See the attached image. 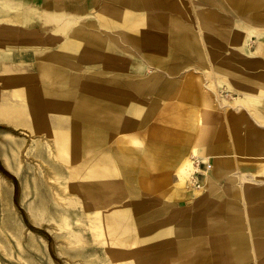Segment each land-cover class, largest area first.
Listing matches in <instances>:
<instances>
[{"label":"crops","instance_id":"obj_1","mask_svg":"<svg viewBox=\"0 0 264 264\" xmlns=\"http://www.w3.org/2000/svg\"><path fill=\"white\" fill-rule=\"evenodd\" d=\"M0 1L3 8H12L10 12L15 14L20 12L21 0ZM214 5L233 10L237 24L232 26L227 24L228 19L212 9ZM95 6H98L99 12L86 24L94 25L100 33L90 31L79 23L78 27L69 33L72 23L64 24L56 28L53 39L43 47L42 43L34 46L29 44L35 39L30 33L31 20L20 26L19 33L12 29L0 30V52L5 48H11L13 53H16L14 50H18L13 54V59L35 60L37 70L36 74H24L25 78L15 81L4 79L2 73L0 81L4 85L22 82L27 85L21 87L22 89L33 87L35 97L41 99L36 104L40 112L47 115L51 108L55 107L61 117L60 130L66 131L71 127L73 106L90 96L100 82H106L110 87L125 85L123 91L117 89L110 91V95L113 94L112 131L102 146L96 150L108 145L106 150L99 152L107 153L110 164L111 161L118 164L120 175L123 174L121 170L132 172L131 164L139 163L138 180L137 183L131 182V200L125 208L134 206L139 209V216L129 220L130 226L134 224L137 230L155 228V232L147 239H154L167 245V248H161L162 253L157 251L161 256L157 264H169L170 257L197 248L203 249L204 246L205 249L215 250L219 254L194 253L181 256L176 260L177 264H188L186 261L191 257H196L197 262H200L198 258L203 257L211 264H215L213 258L217 257L232 256L244 260L250 256H260V251L264 249L257 247L259 242H264V13H261L264 10V0H36L31 4L30 10L36 14L39 26L46 28L50 20L57 25L61 24L63 14L82 15ZM201 9L206 10L200 15L198 13L201 25H193L196 20H193V23L184 22L179 15L183 10L199 12ZM2 19H8L10 22L20 21L16 15L8 12L0 16V20ZM192 19L197 18L193 15ZM210 20H215L219 26L217 37H211L207 32L201 33L202 31L194 28L197 26L201 30L202 26L208 29ZM101 33L105 34V37L102 38ZM247 33L253 34L257 40L260 56H253L252 52L245 56L230 57H222L220 54L221 57L217 60L216 57L208 60L211 54L208 56L204 53L202 48L204 44H220L217 50L222 53V49L224 50L222 41L225 40L246 51ZM118 36L139 50L140 47H144L145 57L149 62L163 64L171 72L178 68L179 62L191 64L199 60L197 63L205 67L213 65L207 71L213 72L214 84L226 83L224 88L227 93L216 96L220 102L213 103L212 93L209 92L207 95L204 91L207 88L202 89L200 82L195 78L196 74H193L189 80L194 84L196 91L190 93L189 97L185 96L187 100L183 98L185 92L181 93L177 101L161 110V122L163 120L166 122L171 116L172 124L150 123L151 129L148 128L150 131L144 130L141 125L150 118L154 110L158 109L159 99L171 92L162 96L159 92L160 87L154 96H150L149 99H152L150 102L146 103L139 98V94L140 97L144 96L143 92L138 91L141 87L140 82L129 81L127 78L128 58L124 59V63H120L112 49L114 46L111 47L112 45L105 42L114 41ZM97 52L106 55L112 63L87 65L78 59L81 56L89 60L98 55ZM141 52L143 50H140ZM85 65L99 68L100 71H83L82 67ZM144 67L149 68L145 64L143 69ZM43 68H50L60 76L53 94L46 91L49 89V83L41 79ZM167 82L172 83L173 89L175 84L170 80L164 83ZM62 103L64 107L58 108V104ZM64 120L68 123L67 127L63 126ZM44 122L42 128L49 129L51 125L49 126L45 119ZM137 126H141L140 136L144 137L148 147L147 154L132 156L143 161L142 163L140 161L128 163L122 161L123 155L131 156L126 142L121 139L115 140L117 144L115 149L111 144L118 131ZM29 129L32 130L30 127ZM150 143L155 144L150 146ZM191 151L194 156L203 161L209 160L212 164L209 163L211 170L205 173V184L195 201L190 200L185 205L161 202L151 196H142L137 191L136 184L139 186L147 184L145 180L140 184L139 178L144 179L146 168H154L148 163L154 159L159 162L158 168H154L155 175L161 178L157 187L161 184H170L172 172H176L180 180L178 164L188 158ZM108 171L111 175L114 168L110 165ZM183 183L178 181L176 185ZM177 186L171 190L173 189L174 198L181 200L183 194ZM184 186L188 189L186 184ZM154 214L158 217L152 219ZM141 237L146 238L140 236V240ZM232 239L236 241H231ZM140 251L147 253L146 247L142 244ZM140 263L154 264L150 260Z\"/></svg>","mask_w":264,"mask_h":264},{"label":"rangeland","instance_id":"obj_2","mask_svg":"<svg viewBox=\"0 0 264 264\" xmlns=\"http://www.w3.org/2000/svg\"><path fill=\"white\" fill-rule=\"evenodd\" d=\"M35 1L36 0H21L20 12H16V14L9 11L12 10V8H3L2 2L0 1V16L8 12L9 14L16 15L17 19H20L19 22H10L8 19L0 20V30L12 29L14 32L19 33L20 26L31 20L30 33L35 37V39L29 43L31 45L33 44L32 46L39 43L46 46L51 39H53L54 33L57 30L56 28L64 24L70 25L72 23L69 33L73 32L72 30L78 27V23L80 26L90 31L93 30L96 33H100L98 32L99 29L94 27V25L90 26L86 24L90 21L91 17L99 12L98 6H95V8L82 15L63 14L61 24L57 25L54 21L50 20L46 28H41L37 22L38 18L36 14L34 11L30 10L31 4H34ZM212 9L219 15L227 18V24L230 26L236 24L233 10L224 9L217 5H214ZM204 12H206V10L201 9L199 15ZM261 13H264V10H262ZM179 15H181L180 17L183 18L184 22L191 21V23H193L194 19H192V17L195 15L197 18L195 19L196 24H202L197 10H183ZM215 22V20H210L208 29H204L202 26H200L201 30L197 26H194V28L197 31H202L201 33H203V31L207 32L211 37H217L218 35L216 32L220 30ZM5 36H7L6 33ZM100 36L103 38L105 34L101 33ZM114 37H116V35H114ZM246 38L249 43L245 44V48L247 47L246 51H243L239 46L225 40H221L222 46L224 47L222 53L217 50L220 44L214 45L206 43L202 48L206 55L209 56L211 54L208 60L214 59V57H216L215 60H217L218 57L221 56H245L246 54L249 55L250 52L253 53V56H260L257 48V40L254 35L248 34ZM105 42L110 46L112 45L111 47L114 46L112 49L116 52V57L120 63H124V59L128 58L129 67L127 69L129 70V76L127 78L129 81L140 82L141 87L138 91L143 92L142 95L144 96L147 95L146 97H140L141 94H139V98L143 99L144 102H150L152 100L149 99L150 96H154L167 80L175 84L168 96L159 99L158 109L154 110L150 118L141 125L144 127V130L150 131V123H163L165 120L161 122V110H165L167 106L177 101L181 93L185 92L189 95L196 91L193 87L194 84L189 80L193 74H196L195 78L197 82H200L199 84L203 87L202 89H204V87L207 88L204 89L205 93L207 95L209 92L212 93L213 103L218 104L220 101L217 97L227 93L224 88V84L226 83L218 82L214 84L215 77L213 72L207 71V69L211 68L213 65H206L205 67L203 64L197 63L200 62L199 60H195L193 61L194 63L191 64L179 62L178 68L171 72L168 71L163 64L149 62L147 57H145L144 47H140V50H143V52L140 53V50L135 47V45L129 44L127 41L124 42L119 36L114 41ZM14 51L17 53L18 50ZM97 53L98 55H94L89 60L81 56H79L78 59L84 61L87 65L112 63V60L106 55L99 52ZM13 58V50L11 48H5L3 52H0V76L4 71L3 68H5V72L8 71L10 74L29 75L37 73L35 60L28 59L18 61ZM203 61L204 60H202V63ZM144 64L149 68L144 67L143 69ZM82 70L100 71L99 68H92L86 65L82 67ZM180 79H184V81ZM25 86L27 85L22 82L4 85V83L0 81V104L4 106L7 104H15L16 107H26L27 104L24 100L13 97L14 90ZM223 103L226 104L225 102ZM40 113V116L44 117L46 123L48 122V125H51L49 129L45 130L42 128L45 124L42 118L40 122L36 121L40 129L34 131L30 130L24 123L15 125L7 120H0V264H122L121 262L125 264H142L136 260L133 261L136 253L141 249L140 241H133V239H130L132 236L136 237L133 233L137 232V226L131 224V226L126 229L125 225H128L127 223L130 221L124 220L120 214L125 209V205L131 200L130 190L132 184L124 181V173L120 175L118 164L116 165L111 161V164L106 165L108 161L107 153H101L99 151L106 150L108 145L96 150V152L85 154L76 161L62 160L57 155L60 144L53 136L54 133L65 131L60 130L59 127V120L61 117H59L55 107L51 108V112L47 115L44 114V112ZM186 115L187 114H185V116ZM26 120L28 121L29 118H26ZM167 120L164 123L172 124L173 118L171 116ZM63 123V126L67 127V121L64 120ZM141 126L118 131L111 147L115 149L117 147L115 140L121 139L126 142L129 148V155L134 157L146 156L148 147L146 146L144 137H142V139L140 136V131L142 130ZM149 127L150 129H148ZM152 144L155 143H150V146ZM192 158H194V155ZM123 163L122 164L125 165V162ZM197 163H200V168L192 173L191 178L194 177L195 181H192V179L189 180V185L188 176L190 174L184 178L186 182L183 179V185L178 184L177 186V173L172 172L171 183L161 184L157 187L158 181L161 178L156 177V170L154 168H146L143 178L147 184L142 186L136 184L137 191L142 196H151L161 202H171L173 204L180 203L181 205H185L186 202L190 200L195 201L196 197L202 192L203 185L205 184V173L209 171V169L206 168V164H211V162L208 160L206 162L199 161ZM110 165L114 168V173H111V175H109L108 171ZM127 165L130 166V164ZM131 168L133 171L130 177L132 178V182L134 181L137 183L140 165L139 163H133L131 164ZM73 169H75V171H73ZM53 171L59 174L61 177L59 180L55 181L53 179ZM73 173L78 177L74 176ZM110 181H112L116 189V196H124L120 199L117 198L116 201H113L114 203L112 202L105 206H100V203L97 201L95 202L87 197H83L76 191L69 192L66 187L70 185L76 188L78 182L100 186ZM185 184L188 186V189L185 188ZM175 186H177L183 194L181 200L174 198L173 189L171 190V188ZM163 188L165 190H163ZM7 190H9L10 197L9 209L4 205L1 198L2 192ZM178 193L179 191H177V194ZM44 205L46 208L44 213L45 218L43 220L36 219V208H41ZM84 206L90 207L89 212H84ZM63 209L67 210L70 221V225L64 228L59 226L60 221L58 220V214L61 213ZM110 212L112 214L114 213V217L113 221L108 224L105 219ZM157 217L158 215L154 214L151 218L154 219ZM96 220H99L97 222L101 221L100 223L102 225L100 226V223L98 224L95 222ZM5 223L9 224V228L5 226ZM100 232L101 234H99ZM97 233L99 234L98 236L96 235ZM100 235H102L101 238ZM70 241L73 243L69 244ZM104 246H107V249ZM205 248L206 246H204L203 249L197 248L185 251L170 257L168 262L169 264H177L176 260L180 259L181 256L193 255L194 253H218L215 250H207ZM220 253L225 254V252ZM260 253L261 255L258 257L250 256L244 260L232 256L213 259L215 264H264V249L261 250Z\"/></svg>","mask_w":264,"mask_h":264},{"label":"bare ground","instance_id":"obj_3","mask_svg":"<svg viewBox=\"0 0 264 264\" xmlns=\"http://www.w3.org/2000/svg\"><path fill=\"white\" fill-rule=\"evenodd\" d=\"M84 8H85V6H84ZM249 33H251V31ZM19 56H20V54H19ZM76 59H77V57H76ZM3 69H4L3 77L6 80L15 81V80H18L20 78L23 79L26 76L24 74H16V73L15 74H10V73H8V71L5 72V68H3ZM75 71H76V69H75ZM40 76H41L42 80L47 81L49 83V85H50L49 89H46V91L48 90L49 94H53V89H54V87L57 84L56 81H60L59 74H57L56 71H54V70H52L50 68H43L41 70V75ZM90 81H91V79H90ZM172 86L173 85H172L171 82L164 83L161 86V88L159 89L160 94L162 96H164L169 91L171 92ZM124 88H125V85H123V84L116 85L115 87L111 85V87H110L109 85L106 84V82H104V83L100 82L97 86H95V90L90 93V96L88 95L87 97L84 98L85 100L78 101V103H76L77 105L73 106V108L71 109L72 112H71V127L69 126L70 129L68 131L65 130L66 132L64 131V132H60V133H54V135H53L58 140V142L60 144V146L58 148L57 155L62 160H70V161L71 160H73V161L75 160L76 161L77 159H80L81 157H83L85 154L91 153L94 150L98 149V147L102 146L103 141L106 139L107 136H109L108 134L112 131L113 120H112V116H111V111H112V104H113V102H112L113 101V99H112L113 98L112 97L113 94L110 95V91H111V89H113V90L117 89L118 91H123ZM185 96L189 97V95H187L185 93L183 95L184 99H185ZM13 97L21 98L22 100H24V102H26L27 106L26 107H21V106L20 107H16L15 104H11V103H10L11 105L7 104L8 106L7 105L4 106V105L0 104V120H7L9 122H12L15 125H17V124L20 125V124L24 123L25 126L30 127L33 131L34 130H39L40 127L37 126L36 121L40 122L41 118H42V120L44 118L40 116V111L41 110L36 105V104H38L40 102L41 99L37 98L38 96L35 97V92H34L33 87L28 86V88H23V89L20 88V89L14 90L13 91ZM185 100H187V99H185ZM61 106L64 107L63 103L60 104V105L58 104L57 107L58 108L60 107V109H61ZM26 118H29V120L27 121ZM14 155H15V153H14ZM193 155L194 154L192 152L188 158H186L180 164H178L179 165L178 166V168H179L178 169V173L180 175L179 176L180 180L178 179L179 182L180 181L183 182V179L185 177H187L188 174H190L188 176V185H189V180L192 179V181H195L194 180L195 178L194 177L191 178V175H192V173L195 170L198 169L197 162H199V161L206 162V161H203L201 158H198L196 156H194L195 159L192 158ZM122 159H123L122 161H125V162H128V163H132V162H136V161H140L141 163L143 162V161H141V160H139L137 158H133L132 156H126V155H123ZM78 163H79V161H78ZM148 163L152 167L158 168L157 166L159 165V162L156 161L155 159L150 161V162H148ZM109 164H110V162L107 161L106 165H109ZM210 169H211V165H210L209 170ZM69 170H70V168H69ZM73 171H75V169H73ZM121 171L124 173V176H125L124 181L126 183H128V182L131 183L132 182V179H130L131 172L129 170H121ZM74 176H77V175L74 174ZM52 177H53V179L55 181H57V180H59L61 178L59 176V174H57L55 171H53V176ZM143 181H144V179L139 178L140 184H142ZM184 181L186 182L185 179H184ZM0 185H1V183H0ZM66 187L69 190V192L76 191V192L80 193V195L83 196V197H87V198H89V199H91V200H93L95 202L97 201L98 203H100V206H105V205L111 204L113 201H116L117 198L120 199V198H122L124 196V195L116 196V189L114 188V186L112 184V181H110L108 183H103V185H100V186H93V185H89V184H84V183L78 182L77 185H76V188L72 187L70 185L69 186L67 185ZM126 193H125V195H126ZM1 198H2V201H3L4 205L6 207H8V209H9L10 208L9 190L2 192ZM91 206H92V204H91ZM83 209H84V212L87 213V212H89L90 207L89 206H84ZM35 211L37 212V216L35 217L36 219L43 220L45 218V214H44L45 211H46L45 205L43 207H41V208H36ZM67 213H68L67 210L63 209L62 212L58 214V217H59L58 220L60 221L59 226L62 227V228L68 227L70 225V221H69ZM120 214H121V216L123 217L124 220H127V221H129L131 219L134 220L136 217L139 216V209H138V207L129 206L128 208H125L122 211V213H120ZM113 217H114V213L112 214L110 212L109 215L105 219L108 224H110L113 221ZM52 219H54V218H52ZM138 220H139V218H138ZM97 221H99V220H96L95 222H97ZM100 222H97V223L99 224ZM127 224L128 225H125L126 229L128 227H130V222L127 223ZM101 225L102 224L100 223V226ZM5 226H7V228H9V224L8 223H5ZM99 229H101V228H99ZM97 230H98V228H97ZM138 230H137V233H133V234L136 235V237L132 236V238H130V239H133V241H135V240L141 241L142 243L141 242L140 243L144 247H146L147 253H145L143 251L137 252L135 257L133 258V261L136 260L138 262H142V261H145V260H150L152 263L157 264L158 263V259L161 257L159 253L160 252L162 253L161 248H167V245L165 243L156 242L154 239H150V240L147 239L149 235H151L152 233L155 232L154 231L155 228L146 227L143 230H140L138 228ZM174 231L175 230H173V232ZM178 231L182 233L181 230H178ZM99 234H101V232ZM99 234L97 233L96 235L98 236ZM102 235H104V234H102ZM102 235H100V238H101ZM179 235L181 236L183 234H179ZM140 236H144V237L146 236V238L142 239V237H141V240H140V238H139ZM231 241H236V240L232 239ZM231 241H228V242L230 243ZM72 243L73 242H71V241L69 242V244H72ZM104 247L106 248L107 246H104ZM257 247L259 249L264 248V242H259V244H257ZM168 252H170V249H169ZM168 252L166 254H168ZM114 255H115V253H114ZM198 260H200V262L196 261V257H191V258H189V261H186V262L188 264H211L210 262H208V260H206L203 257L201 259L198 258ZM121 263L125 264L123 262H121ZM182 263H184V262H182Z\"/></svg>","mask_w":264,"mask_h":264},{"label":"built area","instance_id":"obj_4","mask_svg":"<svg viewBox=\"0 0 264 264\" xmlns=\"http://www.w3.org/2000/svg\"><path fill=\"white\" fill-rule=\"evenodd\" d=\"M197 167H198V169L200 168V163H197ZM206 168H208V169L210 168V164L209 163L206 164Z\"/></svg>","mask_w":264,"mask_h":264}]
</instances>
